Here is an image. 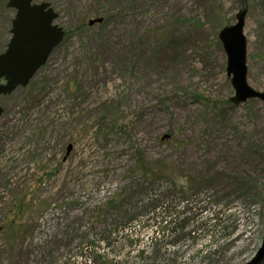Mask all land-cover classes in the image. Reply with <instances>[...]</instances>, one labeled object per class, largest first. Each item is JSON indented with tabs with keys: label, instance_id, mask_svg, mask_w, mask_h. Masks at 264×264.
Wrapping results in <instances>:
<instances>
[{
	"label": "rangeland",
	"instance_id": "374dc122",
	"mask_svg": "<svg viewBox=\"0 0 264 264\" xmlns=\"http://www.w3.org/2000/svg\"><path fill=\"white\" fill-rule=\"evenodd\" d=\"M33 2L64 38L0 97V264L248 262L264 234V103L230 102L218 38L241 0ZM246 2L247 82L264 93V0ZM139 159L174 179L134 175ZM189 195L175 235L164 224Z\"/></svg>",
	"mask_w": 264,
	"mask_h": 264
},
{
	"label": "water",
	"instance_id": "95a60500",
	"mask_svg": "<svg viewBox=\"0 0 264 264\" xmlns=\"http://www.w3.org/2000/svg\"><path fill=\"white\" fill-rule=\"evenodd\" d=\"M247 0L235 24L221 29L218 38L226 55V74L234 95L230 102L238 106L250 100L264 103V93L251 88L247 82V40L244 35ZM6 8L15 11L11 20V38L4 53L0 54V96L10 95L19 87H26L36 72L43 67L53 50L61 44L64 31L54 22L58 14L49 3L35 4L33 0H8ZM102 19L90 20L89 26ZM3 109L0 107V117ZM70 151L68 147L67 152ZM264 263V234L261 245L245 264Z\"/></svg>",
	"mask_w": 264,
	"mask_h": 264
},
{
	"label": "trees",
	"instance_id": "16d2710c",
	"mask_svg": "<svg viewBox=\"0 0 264 264\" xmlns=\"http://www.w3.org/2000/svg\"><path fill=\"white\" fill-rule=\"evenodd\" d=\"M136 171L134 173V175H136L137 173L144 179L146 180H160L161 178H169V179H174L175 174L172 173V171L174 170L173 168L169 167V166H165L163 163H161L160 161L158 162H147L144 160L139 159L137 162V166H136ZM176 187V186H175ZM181 193H184L181 187ZM191 195V194H190ZM188 196L185 201L186 204L183 206V209L181 211H176V213L173 215V221L170 222H166L164 225L166 228L167 226H173L171 228V231L175 234L178 235V233L182 234V230H184L182 227V224L187 225L193 218L187 215V211L189 210L188 208V204L189 201H191V196ZM186 197V196H184ZM158 203L153 204L152 208L156 209L158 208ZM188 221V222H187ZM164 223V222H163ZM162 223V224H163ZM200 223V222H198Z\"/></svg>",
	"mask_w": 264,
	"mask_h": 264
}]
</instances>
